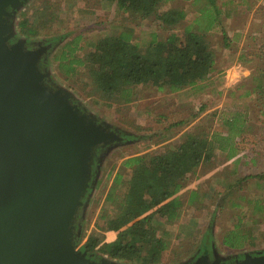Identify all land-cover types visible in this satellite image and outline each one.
Instances as JSON below:
<instances>
[{
    "label": "rangeland",
    "instance_id": "rangeland-1",
    "mask_svg": "<svg viewBox=\"0 0 264 264\" xmlns=\"http://www.w3.org/2000/svg\"><path fill=\"white\" fill-rule=\"evenodd\" d=\"M40 1L42 0H21L9 9L8 33L11 42L20 47L34 48L47 44L46 42L63 33L68 34L66 38H70L83 31L87 39H95L101 34L116 33L125 27H132L134 40L145 46L153 33L162 40L167 34L157 25L154 15L132 21L127 13L119 11L116 5L107 0H50L52 6L60 10L61 21L54 23L51 32L41 34L35 40L18 36L14 26L18 19L17 13ZM175 5L185 7L184 2ZM261 5L264 7V3ZM261 13L264 15V10ZM209 16V13L206 14V22H201L198 30L205 31L212 24ZM190 19L191 17L187 21ZM187 21H181L174 31L182 33ZM223 26L226 31L229 30L227 22H224ZM246 29L248 32L235 41L232 31L227 33L232 35V40L228 38V46L224 44L221 29L206 35L214 51L215 71L205 89L199 91L185 86L170 92L157 90L152 85H135L138 98L129 103L109 104L98 99L90 92L85 77L65 80L52 59L62 41L50 44L48 54L46 55V52L45 58H42L44 63L42 60L40 62L44 66L46 83L68 96L88 118L120 136L122 133L133 137L132 140L123 142L121 136L120 141L96 149L93 183L86 191L76 220L81 225L80 241L76 243L80 250L81 244L95 232V223L100 215L103 212L109 213V209H104V197L115 172L125 169L122 161L126 157L143 152L167 151L180 141L181 135L188 129L200 126L210 131L223 129L220 123L222 115L238 110L247 112L251 120L234 129L229 151L225 155L219 153L216 158L217 161L222 159L220 164L212 162L207 166H198L195 171L189 173L187 183L178 195L186 198L190 190H195L205 193V197L193 205L186 204L180 218L167 226L173 232L170 247L155 264L190 263L201 254V246L208 231L210 254L215 262L236 260L246 254H264V113L259 114V106L252 91L258 68L264 67V56L258 55L260 47L264 52V18L262 23L260 20L259 23L255 21V24ZM203 105H206L205 108L200 110ZM182 119L188 120V123L183 126H169ZM235 148L237 151L233 153ZM110 169L112 174L106 180ZM123 172L129 175L130 169ZM254 173H262L263 176H251L240 185H235L233 189L226 185L227 181L233 180L234 177ZM256 199L263 205L260 214L254 213L253 204L249 203ZM237 216L248 226L252 225L254 218L260 220L253 223L255 245L230 248L223 244L224 231L232 227ZM95 260H104L111 264H139L137 260L132 261L124 257L111 259L105 255Z\"/></svg>",
    "mask_w": 264,
    "mask_h": 264
},
{
    "label": "trees",
    "instance_id": "trees-1",
    "mask_svg": "<svg viewBox=\"0 0 264 264\" xmlns=\"http://www.w3.org/2000/svg\"><path fill=\"white\" fill-rule=\"evenodd\" d=\"M107 1L115 3L116 8L127 13L132 21L154 15L157 25L167 32L166 37L158 39L153 33L151 40L143 46L134 40L132 27H125L116 33L101 34L95 39H87L83 31L70 38H66L68 34H60L46 43L53 45L62 41L52 59L65 80H76L80 76L87 78L90 92L109 104L135 101L138 98L135 85H152L157 90L170 92L185 86L200 91L208 86L211 74L215 71L214 51L205 32L191 26H185L182 33L174 31L185 18L183 9L160 10V6L170 0ZM209 1L215 6L214 0ZM60 16V10L55 9L50 0H42L19 11L14 26L18 36L35 40L41 34L51 32L54 23L61 21ZM223 40L228 46L225 34ZM259 50L258 55L264 56L262 47ZM43 63L40 65L42 71ZM252 91L259 106L258 112L262 114L264 67L258 68ZM250 120L251 117L245 111H229L222 115L220 123L223 129L210 131L204 126L188 129L181 135L180 141L167 151L143 152L126 157L122 166L124 170L130 169V173L125 175L124 170H117L113 175L104 197V209H109V213L100 215L95 223V232L81 244V250L93 259L105 255L111 259L124 257L137 260L139 264L158 262L169 249L173 236L167 226L180 218L186 204L193 205L205 197V193L195 190H190L186 198L178 195L186 185L189 173L198 166H207L212 162L220 164L222 159L217 161L216 158L219 153H227L234 129ZM187 121L182 119L169 126H183ZM121 136L123 142L133 138L128 134L121 133ZM236 151L235 148L233 153ZM96 159L97 156L93 160L90 185L96 171ZM111 174L112 169L107 172L106 180ZM251 176L262 177L263 174L234 177L226 185L233 189ZM249 203L253 204L252 211L260 214L263 209L261 202L256 199ZM259 221L254 218L252 225L248 226L237 216L232 227L224 231L223 244L230 248L255 245L253 223ZM74 231L78 243L81 231L79 221L75 223ZM106 231H117L116 238L105 241L103 233ZM209 236L208 231L200 253H206L212 259Z\"/></svg>",
    "mask_w": 264,
    "mask_h": 264
},
{
    "label": "water",
    "instance_id": "water-1",
    "mask_svg": "<svg viewBox=\"0 0 264 264\" xmlns=\"http://www.w3.org/2000/svg\"><path fill=\"white\" fill-rule=\"evenodd\" d=\"M20 1L0 0V264H111L80 250L74 229L96 149L122 137L46 83L50 43L11 42L9 9ZM187 264H264V254Z\"/></svg>",
    "mask_w": 264,
    "mask_h": 264
},
{
    "label": "crops",
    "instance_id": "crops-1",
    "mask_svg": "<svg viewBox=\"0 0 264 264\" xmlns=\"http://www.w3.org/2000/svg\"><path fill=\"white\" fill-rule=\"evenodd\" d=\"M178 2H184L185 7H177L175 4ZM262 3H264V0H219V2L214 0L215 6H212L209 0H170L163 3L160 6V10L167 8L183 9L186 14L182 21H187L191 17L190 21H187L186 26H191L195 29L199 27L201 22H206L204 17L209 13L212 24L203 32L209 35L211 32L221 29L220 33L222 36L225 34L229 40H232V35H228L232 31L235 41L236 38L241 39L243 33L248 32L246 27L255 24V21L257 23H259V20L261 23L263 22L264 15L261 12L264 7H262ZM224 22H227L229 26L227 31L223 26ZM116 234L117 231H106L103 233L104 240H114Z\"/></svg>",
    "mask_w": 264,
    "mask_h": 264
},
{
    "label": "flooded vegetation",
    "instance_id": "flooded-vegetation-1",
    "mask_svg": "<svg viewBox=\"0 0 264 264\" xmlns=\"http://www.w3.org/2000/svg\"><path fill=\"white\" fill-rule=\"evenodd\" d=\"M41 65V64H40Z\"/></svg>",
    "mask_w": 264,
    "mask_h": 264
}]
</instances>
